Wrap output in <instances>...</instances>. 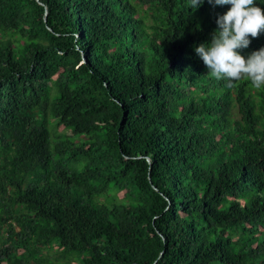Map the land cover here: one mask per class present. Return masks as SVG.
<instances>
[{"label":"trees","instance_id":"trees-1","mask_svg":"<svg viewBox=\"0 0 264 264\" xmlns=\"http://www.w3.org/2000/svg\"><path fill=\"white\" fill-rule=\"evenodd\" d=\"M189 6L0 0V264H264V85L211 77L230 5Z\"/></svg>","mask_w":264,"mask_h":264},{"label":"clouds","instance_id":"clouds-1","mask_svg":"<svg viewBox=\"0 0 264 264\" xmlns=\"http://www.w3.org/2000/svg\"><path fill=\"white\" fill-rule=\"evenodd\" d=\"M204 0H190V8L200 7ZM215 6L230 5L216 19L217 29L211 39L195 47V52L216 80H225L227 87L233 81L247 77L255 88L264 85V47L247 57L239 49L248 48L250 37L257 38L264 31V8L255 0H208Z\"/></svg>","mask_w":264,"mask_h":264},{"label":"rangeland","instance_id":"rangeland-1","mask_svg":"<svg viewBox=\"0 0 264 264\" xmlns=\"http://www.w3.org/2000/svg\"><path fill=\"white\" fill-rule=\"evenodd\" d=\"M49 127L52 131L51 145H55V142H57L59 140V138H58L59 134L64 133V132L71 135L70 138H72V136H73V138L76 137L75 135H72L69 130H63L60 127L55 126L53 121H51V124H49ZM78 138H75V140H77ZM122 195H123V192H119L116 194L117 198H121L118 196H122ZM110 198H111V196H109L107 194H104L102 197H100L101 200H104L107 202L110 201ZM40 256H41V260H37L39 263L41 261L48 263V262H54L57 259H58V261L62 260L59 257L60 256V250L58 249V247L56 246L55 243H52L50 246L43 248ZM70 261L74 262L77 260H74L73 258H71Z\"/></svg>","mask_w":264,"mask_h":264}]
</instances>
